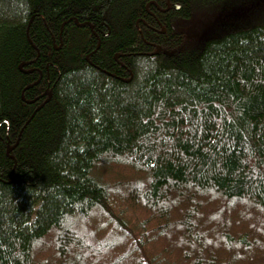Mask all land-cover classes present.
<instances>
[{
	"label": "trees",
	"instance_id": "1",
	"mask_svg": "<svg viewBox=\"0 0 264 264\" xmlns=\"http://www.w3.org/2000/svg\"><path fill=\"white\" fill-rule=\"evenodd\" d=\"M234 4L0 0V264H264V11Z\"/></svg>",
	"mask_w": 264,
	"mask_h": 264
},
{
	"label": "rangeland",
	"instance_id": "2",
	"mask_svg": "<svg viewBox=\"0 0 264 264\" xmlns=\"http://www.w3.org/2000/svg\"><path fill=\"white\" fill-rule=\"evenodd\" d=\"M231 5L230 8L224 7L222 12H220L219 15V24L223 27L229 28L232 26L231 21L236 20L239 22L243 18V16H246V14L249 15L253 14L254 10L262 9L264 11V0H235V3ZM199 16H194L190 22H187L186 20L177 21V27L176 31L181 32L185 39L188 42H192V46H200L204 39L208 38L211 34V30L209 29V20L211 18L204 19L200 16L201 12H198ZM214 19L216 17H213ZM226 28V29H227ZM195 34L199 33L200 35L192 36L193 33Z\"/></svg>",
	"mask_w": 264,
	"mask_h": 264
},
{
	"label": "flooded vegetation",
	"instance_id": "3",
	"mask_svg": "<svg viewBox=\"0 0 264 264\" xmlns=\"http://www.w3.org/2000/svg\"><path fill=\"white\" fill-rule=\"evenodd\" d=\"M164 33L163 34H166V32L165 31H163ZM116 61H119V60H116Z\"/></svg>",
	"mask_w": 264,
	"mask_h": 264
},
{
	"label": "bare ground",
	"instance_id": "4",
	"mask_svg": "<svg viewBox=\"0 0 264 264\" xmlns=\"http://www.w3.org/2000/svg\"><path fill=\"white\" fill-rule=\"evenodd\" d=\"M160 50V48H158V51ZM117 58V57H116Z\"/></svg>",
	"mask_w": 264,
	"mask_h": 264
},
{
	"label": "water",
	"instance_id": "5",
	"mask_svg": "<svg viewBox=\"0 0 264 264\" xmlns=\"http://www.w3.org/2000/svg\"><path fill=\"white\" fill-rule=\"evenodd\" d=\"M21 67V66H20Z\"/></svg>",
	"mask_w": 264,
	"mask_h": 264
}]
</instances>
